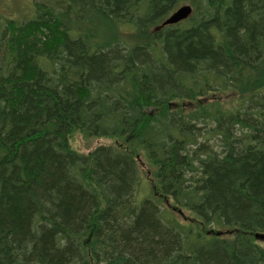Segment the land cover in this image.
<instances>
[{
  "label": "trees",
  "instance_id": "trees-1",
  "mask_svg": "<svg viewBox=\"0 0 264 264\" xmlns=\"http://www.w3.org/2000/svg\"><path fill=\"white\" fill-rule=\"evenodd\" d=\"M22 4L0 15V264H264V0Z\"/></svg>",
  "mask_w": 264,
  "mask_h": 264
},
{
  "label": "rangeland",
  "instance_id": "rangeland-1",
  "mask_svg": "<svg viewBox=\"0 0 264 264\" xmlns=\"http://www.w3.org/2000/svg\"><path fill=\"white\" fill-rule=\"evenodd\" d=\"M23 1H26V0H17V1L16 0H1L0 1V15L1 16H11L13 14H18L19 7L23 11L25 9V7L22 4ZM98 143L99 144H106V143H108V141L99 140ZM98 143L95 142V145H97ZM77 144L81 145L83 147L84 151H86V145L84 144L81 137L77 138ZM180 217L182 218V220L183 219L186 220L187 217H191V216L189 214L185 213V215H181Z\"/></svg>",
  "mask_w": 264,
  "mask_h": 264
},
{
  "label": "water",
  "instance_id": "water-1",
  "mask_svg": "<svg viewBox=\"0 0 264 264\" xmlns=\"http://www.w3.org/2000/svg\"><path fill=\"white\" fill-rule=\"evenodd\" d=\"M193 13V9L190 5L181 6L177 9L171 16H169L163 23V26L174 25L181 21L188 19ZM259 238H264L263 236H259Z\"/></svg>",
  "mask_w": 264,
  "mask_h": 264
}]
</instances>
